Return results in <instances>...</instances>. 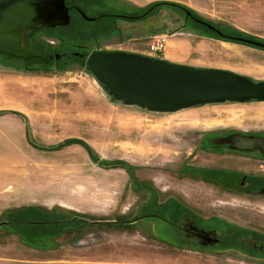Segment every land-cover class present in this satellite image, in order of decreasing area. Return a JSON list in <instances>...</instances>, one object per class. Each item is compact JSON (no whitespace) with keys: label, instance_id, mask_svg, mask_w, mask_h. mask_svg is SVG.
I'll return each instance as SVG.
<instances>
[{"label":"rangeland","instance_id":"rangeland-1","mask_svg":"<svg viewBox=\"0 0 264 264\" xmlns=\"http://www.w3.org/2000/svg\"><path fill=\"white\" fill-rule=\"evenodd\" d=\"M97 1L105 3L104 10L125 12L126 7L134 16L152 4L169 5L146 18L120 21L117 39L87 40L67 26L38 29L39 47L59 54L48 69L39 61L0 56V220L33 213L14 210L27 206L46 210L44 216L52 219L5 226L14 233L1 228L0 264H264V252L250 253L234 242L209 250L179 243L163 221L192 210L202 218L212 215L225 233L249 229L264 237V188L237 190L242 177L264 178V155L216 141L235 132L264 137V100L151 112L113 99L85 65V56L96 49L133 50L264 82L263 49L218 39L197 21L222 35L234 28L227 20L236 21L252 41L264 43V3L243 12L237 8L234 16L230 0ZM159 35L166 36L165 47L149 54L148 41ZM68 138L83 139L103 160L127 162L134 178L122 167L99 166L79 144L54 151L36 147ZM201 170L224 171L230 186L204 179ZM54 210L65 219L81 216L86 224L64 220L71 227L61 236L62 223L52 217L60 216H49ZM171 211L177 212L174 218ZM146 215L154 217L128 223ZM103 219L107 222H96ZM34 239L42 242L36 248L28 246Z\"/></svg>","mask_w":264,"mask_h":264},{"label":"water","instance_id":"water-1","mask_svg":"<svg viewBox=\"0 0 264 264\" xmlns=\"http://www.w3.org/2000/svg\"><path fill=\"white\" fill-rule=\"evenodd\" d=\"M189 13V12H187ZM222 35L213 25L198 20ZM69 22L65 0H0V54L21 60L52 59L30 44L38 29ZM264 48V43L247 40ZM87 70L113 99L151 112H174L191 105L264 100V82L225 69L195 67L134 52L94 50L85 59ZM238 151L264 155V137L229 133L218 138Z\"/></svg>","mask_w":264,"mask_h":264},{"label":"flooded vegetation","instance_id":"flooded-vegetation-1","mask_svg":"<svg viewBox=\"0 0 264 264\" xmlns=\"http://www.w3.org/2000/svg\"><path fill=\"white\" fill-rule=\"evenodd\" d=\"M104 4L105 3H101V1L97 0H65V5L67 7V12L69 15V22L67 25L56 27H70L72 28L73 35L82 37L87 40L117 39V35H120V33L123 32V29L120 26V21H132L135 20L132 18L138 17L146 18L150 14L149 12L144 11L138 13L137 16H134L133 14H131V12H128L126 7L125 12H117L116 10H104ZM187 14L190 15V13ZM199 24L205 26L203 23L199 22ZM125 32L128 31L125 30ZM70 53L71 55L73 54L72 56L76 58L83 57L81 51L79 53L77 51H72ZM236 188L237 187H235L234 189ZM263 188L264 181L242 177L237 190H244L253 193L256 191L258 192ZM23 209H27L28 211L32 210L31 212H38L40 210V208L35 206H27L18 210ZM41 212L44 214L47 213L42 209ZM171 212V217L174 218L177 212ZM14 217H17V215H14ZM212 217L213 216L211 215L207 216V218H202L192 210H183L182 212L180 211V213L176 218H174V220H170L169 218L164 219L163 221L167 224L166 229L168 230V234H171L174 238H176L175 241L179 243L188 244L189 246H198L199 248L209 250L221 245H230L234 242L238 243V245H240L242 249L250 250V253L255 252L254 250L264 252L263 236H260L257 232L251 231L249 229H237V233L240 232L237 235H235L236 233L230 234V231L225 233L220 226L212 223ZM39 222L40 221L35 223L39 224ZM9 224L18 225L17 222L10 223L8 221L7 226H9Z\"/></svg>","mask_w":264,"mask_h":264},{"label":"trees","instance_id":"trees-1","mask_svg":"<svg viewBox=\"0 0 264 264\" xmlns=\"http://www.w3.org/2000/svg\"><path fill=\"white\" fill-rule=\"evenodd\" d=\"M161 5H169V4H168V2H161V3L152 4L147 9V12H152L154 8L159 7ZM183 9L185 11L189 12L188 9H186V8H183ZM48 29H50V28H48ZM211 32L216 34V32H214V31H211ZM224 34L225 35H218L217 34L218 39H224V40L231 41V42L242 43V44H246V45L253 46V47L260 48V49L264 50L263 47H259V46L253 45L250 42H247V41L243 40V39H247V40H251L252 41V39L249 38L245 33L241 32V31H238V30H235L234 28H230V31L226 32ZM241 38H243V39H241ZM37 39H38V36L36 35V32H35L31 37L28 38V41H29L30 44H34V46H36V48L38 50L42 51V52H45L47 54H52L53 53L51 51L44 50V48H40L39 45L37 44ZM1 55H4V54H0V56ZM9 58H11L13 60H17L19 62H33V61H37L38 62L39 61V63H42V64L44 63L45 64L44 69H48V67L46 65L48 63H52V60H50V59L42 60V59L33 58L31 60H21V59L13 58V57H10V56H9ZM57 63L58 62H56V65H58ZM72 144L81 145L86 150V152H88L89 156L92 158V161L97 163L98 165H100L102 167H122V168H124L125 170L128 171L131 179L134 178V176H133V169L134 168L131 165H129L127 162H125L123 160H103V159H101L97 155V153L92 149V147H90L87 144V142H85L82 139L69 138V139H65V140H63V141H61V142H59V143H57L55 145L43 146V147H40V148L43 149V150H47V151H53V150L62 149L63 147H66V146L72 145ZM199 174H201V177H203L204 179L214 180V181L218 182L219 184H221L223 186H228L229 185L228 180L225 179V177H224V171H206V170H201V171H199ZM223 177H224V179H223ZM252 179L253 180L264 181V178L253 177ZM137 184H139V183L137 182ZM147 188L150 189V190L152 189L150 187H147ZM167 210H169V209H167ZM44 215H46V214L42 213L41 211H38L36 213L23 214L19 218H15V219L12 218L11 221L13 222L15 220V222H17L18 224L23 225L24 223H29V221H34V220H36L35 222L40 221L39 223H48L50 220H52L49 217L47 218V216H44ZM44 217L47 218L48 220L43 219ZM21 219H23V220H21ZM18 220H19V222H18ZM41 221H43V222H41ZM62 226L63 227H67L66 224H62ZM68 228H70V227L68 226ZM32 233H34V232L32 231ZM34 244H36V245L39 244L40 245L41 242L37 241Z\"/></svg>","mask_w":264,"mask_h":264},{"label":"crops","instance_id":"crops-1","mask_svg":"<svg viewBox=\"0 0 264 264\" xmlns=\"http://www.w3.org/2000/svg\"><path fill=\"white\" fill-rule=\"evenodd\" d=\"M230 2L231 3H233V9H239V8H241V10H242V12L243 11H246V10H248L247 9V7L248 8H250V6L251 5H256V3H264V0H230ZM240 3H241V5H240ZM251 3H253V4H251ZM257 6H259V5H257ZM260 7V6H259ZM236 12H237V14H235L234 16H237L239 13H238V10H236ZM234 14V13H233ZM246 14H248V13H243L242 15H246ZM244 17V16H243ZM246 17V16H245ZM238 22H236V21H234V22H229L228 20H227V25H230V26H232V27H234V28H236V29H238L239 31H242V32H247L245 29H243V28H241V27H239L238 25ZM241 25V24H240ZM237 46H241V47H244V46H242V45H240V44H237ZM130 51H132V52H135V53H137V51H133V50H130ZM139 53V52H138ZM147 54V53H146ZM230 71V70H229ZM28 131V130H27ZM69 139V138H68ZM78 139H81V138H78ZM83 140V139H82ZM61 142V141H60ZM86 142V141H85ZM59 143V142H58ZM55 144H57V143H55ZM54 144V145H55ZM36 146V145H35ZM36 147H38L40 150H43V149H41L40 147H43V146H36ZM43 151H47V150H43ZM54 151V150H53ZM97 164V163H96ZM100 166V165H99ZM1 190H3V189H1ZM23 208H25V207H23ZM39 208V207H38ZM20 209V208H19ZM14 210H18V209H14ZM43 210V209H42ZM39 211H41V208H40V210ZM46 211V210H45ZM47 212V211H46ZM60 211H58V210H54V211H50L49 213V216H52V215H56V216H60V218H57V217H55V216H52L53 217V219H56V220H59V222L60 223H62V224H64L63 222H64V220H67V221H69L70 222V224L71 223H78L79 224V226L81 227L83 224H86L85 222H86V220L84 219V218H82L81 216H78V215H76V214H74V215H72V217H70V218H67V219H65V218H63V215L62 214H60L59 213ZM33 213H36V212H33ZM56 213V214H55ZM22 214H19V215H17V217H12L13 219H15V218H19L20 216H21ZM145 217H154V216H150V215H146V216H141V217H139V219H135V220H131V221H129L128 223L129 224H133L134 222H137V221H139V220H141L142 218H145ZM7 221H4V220H0V229L2 228V229H6L7 230V232H9V233H13V232H15V231H13V230H8L5 226H7L8 225V219H6ZM11 220H9V222H10ZM96 222H98V223H101V222H107L106 220H97ZM111 222H113V224H116L117 223V220H115V221H111ZM93 223H95V222H93ZM6 224V225H5ZM70 227H71V225H69ZM8 227V226H7ZM61 229L60 230H58L57 231V234L59 233L61 236L62 235H64V233L65 234H67L68 233V231H67V228L68 227H63L62 225H61ZM74 227V226H73ZM65 228V229H64ZM69 229V228H68ZM70 230V229H69ZM157 230H159V229H157ZM72 233V232H71ZM76 233V232H75ZM26 235H29V236H31V234H30V232H28V234H26ZM55 234H53V236H54ZM75 236H77V235H75ZM75 236H73V237H75ZM51 238V237H50ZM42 239H43V237H41V240L40 241H42ZM50 239L48 238V240H46V241H49ZM22 241V240H21ZM23 242V241H22ZM37 242V240L36 239H34V240H32L31 241V243H32V245H28V244H25L24 242V244L25 245H28V246H30V247H32V248H36L37 246L34 244V243H36ZM50 242V246H55L56 245V243H51V242H54L53 241V239H51V241H49ZM42 243V242H41ZM46 247H48V246H46ZM40 248H42V247H39V249Z\"/></svg>","mask_w":264,"mask_h":264},{"label":"built area","instance_id":"built-area-1","mask_svg":"<svg viewBox=\"0 0 264 264\" xmlns=\"http://www.w3.org/2000/svg\"><path fill=\"white\" fill-rule=\"evenodd\" d=\"M166 45V36L159 35L151 38L147 43V51L149 54L160 53ZM156 56V54H155Z\"/></svg>","mask_w":264,"mask_h":264}]
</instances>
